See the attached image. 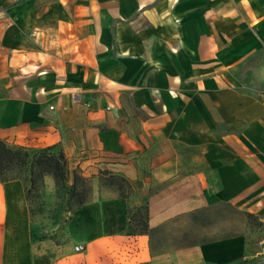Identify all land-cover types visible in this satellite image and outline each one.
Wrapping results in <instances>:
<instances>
[{"label":"crops","instance_id":"crops-1","mask_svg":"<svg viewBox=\"0 0 264 264\" xmlns=\"http://www.w3.org/2000/svg\"><path fill=\"white\" fill-rule=\"evenodd\" d=\"M40 2L0 0V141L61 151L93 194L42 224L24 182L0 180V264H264V239H162L226 209L264 228V0ZM104 174L131 196H100Z\"/></svg>","mask_w":264,"mask_h":264},{"label":"rangeland","instance_id":"rangeland-1","mask_svg":"<svg viewBox=\"0 0 264 264\" xmlns=\"http://www.w3.org/2000/svg\"><path fill=\"white\" fill-rule=\"evenodd\" d=\"M41 1L37 8L41 11L46 0ZM30 154L26 158V165L13 166L5 173L6 178L21 179L26 188L27 200L30 205V212L33 216L38 217L42 224L56 223L63 224L69 221L71 213H75L78 209L75 200L70 199V186L71 183L64 182L57 187L51 194V197H47V184L45 176L44 178L38 176V171L31 175L30 161L32 160ZM34 179L32 184L31 179ZM100 182V196H109L111 194L118 195L115 191L116 184L109 182L107 178H101ZM93 192V190H92ZM89 201L92 198V193ZM88 201V202H89ZM87 202V203H88ZM86 203V204H87ZM145 210L142 209L143 213ZM137 212V209L130 207L128 209V217ZM208 215L206 214L205 220ZM214 220L211 223H207L204 219H200L197 228H193L191 220L188 218L177 219L168 226V233L163 234L162 239L167 242H181V241H207L223 236H231L232 238H242L247 245L253 247L255 244H259L264 239V228L257 218L249 216L232 209L228 214L226 209L225 218L221 213H216ZM206 223H203V222Z\"/></svg>","mask_w":264,"mask_h":264},{"label":"trees","instance_id":"trees-1","mask_svg":"<svg viewBox=\"0 0 264 264\" xmlns=\"http://www.w3.org/2000/svg\"><path fill=\"white\" fill-rule=\"evenodd\" d=\"M30 155L29 152L22 148H9L3 141H0V180L6 182L13 180L12 178H6L5 173L10 170L13 166L26 165V158ZM31 175L38 171V176L44 178L49 176L54 180L57 187H60L64 182H68L69 170L68 162L64 154L59 151H55L52 148H48L40 151L39 153L32 155V160L30 161ZM109 182L115 183V191L122 198H129L132 193V188L129 183L121 177H115L112 175L104 174ZM32 184H34V179H31ZM92 192V186L90 179L84 177L79 170H74L72 172V182L70 186V199L75 200L77 208L83 207L90 198ZM142 209H137V212L129 217L131 220L130 231L132 233L148 234L153 236L154 231L150 230L148 227V209L142 213ZM251 216V215H249ZM184 243H190L189 241H184ZM189 246L182 245L178 247ZM163 246L151 245L153 252L157 250H163Z\"/></svg>","mask_w":264,"mask_h":264},{"label":"built area","instance_id":"built-area-1","mask_svg":"<svg viewBox=\"0 0 264 264\" xmlns=\"http://www.w3.org/2000/svg\"><path fill=\"white\" fill-rule=\"evenodd\" d=\"M82 249H83V246H81V245H79V246L76 247V250L77 251H81Z\"/></svg>","mask_w":264,"mask_h":264},{"label":"water","instance_id":"water-1","mask_svg":"<svg viewBox=\"0 0 264 264\" xmlns=\"http://www.w3.org/2000/svg\"><path fill=\"white\" fill-rule=\"evenodd\" d=\"M263 247H264V244H263Z\"/></svg>","mask_w":264,"mask_h":264}]
</instances>
